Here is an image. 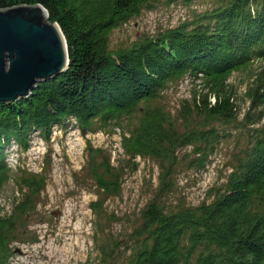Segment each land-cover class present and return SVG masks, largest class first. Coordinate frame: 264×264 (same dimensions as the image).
<instances>
[{
	"label": "trees",
	"instance_id": "16d2710c",
	"mask_svg": "<svg viewBox=\"0 0 264 264\" xmlns=\"http://www.w3.org/2000/svg\"><path fill=\"white\" fill-rule=\"evenodd\" d=\"M161 1L0 0V10L43 6L60 25L71 61L31 97L0 104V193L12 179L10 158L28 150L35 136L49 140L54 128L71 124L84 134L112 126L122 130L127 155L161 164L158 194L134 228L130 255L117 264H264V127H255L264 116V68L248 94L255 113L240 126L244 143L225 192L197 207L163 203L182 161L205 170L218 144L231 136L216 126L238 121L231 75L264 62V0H219L176 28L111 48L115 31ZM186 77L203 88L173 116L158 101ZM189 147L190 155L180 157ZM91 175L106 198L121 194V174L109 160H94ZM19 179L21 201L10 214L0 204V264L10 263L11 245L46 188L43 177ZM93 207L102 211L98 203Z\"/></svg>",
	"mask_w": 264,
	"mask_h": 264
},
{
	"label": "rangeland",
	"instance_id": "374dc122",
	"mask_svg": "<svg viewBox=\"0 0 264 264\" xmlns=\"http://www.w3.org/2000/svg\"><path fill=\"white\" fill-rule=\"evenodd\" d=\"M219 0L161 1L154 11H145L127 26L115 31L111 48L127 47L152 38L160 31L176 28L202 13ZM264 62L234 72L229 78L233 102L238 110L234 125L217 124L231 136L222 139L209 157L205 170L189 169L182 161L172 194L163 198L171 208L197 207L213 202L226 190L231 167L244 143L240 126L247 114L255 113L248 94L255 87ZM203 88L201 81L186 77L166 89L158 104L176 116L184 104L192 103ZM262 108H259V111ZM255 127H264V116ZM242 122V123H240ZM54 128L49 140L35 136L29 149L13 155L9 164L12 179L0 193V204L10 214L22 199L20 177L46 179V188L36 199L37 208L22 225L11 245L9 264H117L125 262L133 246V231L143 209L157 196L161 164L149 157L132 158L122 148V130L97 129L85 134L76 126ZM191 148L180 151L190 155ZM109 160L122 177V192L106 198L92 179L94 160ZM26 191V190H25ZM98 203L102 211L96 212Z\"/></svg>",
	"mask_w": 264,
	"mask_h": 264
},
{
	"label": "water",
	"instance_id": "95a60500",
	"mask_svg": "<svg viewBox=\"0 0 264 264\" xmlns=\"http://www.w3.org/2000/svg\"><path fill=\"white\" fill-rule=\"evenodd\" d=\"M70 65L67 39L43 6L0 10V104L31 97Z\"/></svg>",
	"mask_w": 264,
	"mask_h": 264
}]
</instances>
